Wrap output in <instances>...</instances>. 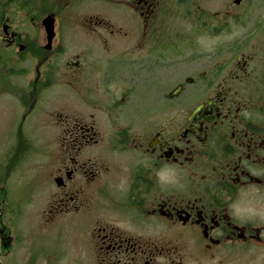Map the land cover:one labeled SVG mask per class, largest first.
<instances>
[{
  "label": "flooded vegetation",
  "instance_id": "1",
  "mask_svg": "<svg viewBox=\"0 0 264 264\" xmlns=\"http://www.w3.org/2000/svg\"><path fill=\"white\" fill-rule=\"evenodd\" d=\"M2 73L17 133L58 87L89 108L40 152L41 264H264V0H0Z\"/></svg>",
  "mask_w": 264,
  "mask_h": 264
},
{
  "label": "rangeland",
  "instance_id": "2",
  "mask_svg": "<svg viewBox=\"0 0 264 264\" xmlns=\"http://www.w3.org/2000/svg\"><path fill=\"white\" fill-rule=\"evenodd\" d=\"M200 2L205 13H215L224 12L233 0H200ZM215 42L214 37L204 35L202 37L204 53L209 54ZM186 70L187 68H172L171 84ZM34 75L33 66L29 68L28 79ZM4 76L6 75L2 73L0 78ZM0 82L2 83L3 80ZM68 90L58 87L47 92L44 96L45 101L39 100L36 109L26 115L20 129L25 141L20 133H17L21 115L25 113L21 112L17 96L0 92V229L6 227L13 239L11 248L7 249L0 235V264H41V260L36 259L38 241L35 232L38 218L36 213L46 204L48 193L45 187H41L40 176L37 175V163H41L44 158L40 152L45 150V144L48 147L53 146L54 138L58 135L55 121L59 117L55 115L56 110L60 109L69 115H85L86 109H89L83 104L81 96ZM64 100H68L67 105ZM61 102L63 106H60ZM2 209H5L4 212ZM8 217H11L10 220Z\"/></svg>",
  "mask_w": 264,
  "mask_h": 264
},
{
  "label": "trees",
  "instance_id": "3",
  "mask_svg": "<svg viewBox=\"0 0 264 264\" xmlns=\"http://www.w3.org/2000/svg\"><path fill=\"white\" fill-rule=\"evenodd\" d=\"M20 134L19 135H21L22 137H23V140H24V134H23V132L20 130V132H19ZM27 143H29V142H27ZM25 150L27 149V146L25 145ZM18 161V160H17Z\"/></svg>",
  "mask_w": 264,
  "mask_h": 264
},
{
  "label": "water",
  "instance_id": "4",
  "mask_svg": "<svg viewBox=\"0 0 264 264\" xmlns=\"http://www.w3.org/2000/svg\"><path fill=\"white\" fill-rule=\"evenodd\" d=\"M241 0H234V2L239 3Z\"/></svg>",
  "mask_w": 264,
  "mask_h": 264
}]
</instances>
